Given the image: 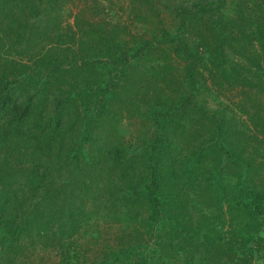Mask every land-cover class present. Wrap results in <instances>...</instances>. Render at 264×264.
Listing matches in <instances>:
<instances>
[{
  "label": "rangeland",
  "instance_id": "rangeland-1",
  "mask_svg": "<svg viewBox=\"0 0 264 264\" xmlns=\"http://www.w3.org/2000/svg\"><path fill=\"white\" fill-rule=\"evenodd\" d=\"M238 1L225 0V7L212 17L214 28L197 18L178 29L176 9L217 0H156V17L147 10L131 13V0H58L62 7L52 4L51 19L58 18L60 28L75 34L70 46L75 64L64 62L70 72L66 85L57 80L52 64L42 65V53L36 55L29 46L9 47L7 39L0 58V129L26 124L25 129H33L39 124L42 130L32 147L12 150L9 171L4 173L6 164L1 162L0 172L8 181L0 183V264H143V257L154 264H198L194 248L203 239L211 253L218 246L225 254L235 249L221 264H244L241 259L264 264V213H259L264 199L256 200L264 197V95H258L264 94V85L258 87L264 77L251 78L259 76L254 57L264 52V0H246L245 6ZM240 14L251 32L244 37L233 28ZM220 22L228 26L227 45L222 41L226 33L218 35ZM78 26L88 28L85 36L77 33ZM166 32L182 39L196 57L178 56L177 42L162 40ZM112 35H117L114 42ZM153 38L162 41L154 44ZM143 41L151 45L137 61L107 63L105 52L112 43L120 55L124 47L132 54ZM226 47L237 55L229 56ZM217 52L226 54L234 66L216 62ZM66 53L56 52L55 59L67 60ZM81 60L102 63L89 65L83 73ZM95 67L99 76L90 70ZM25 108L27 122L22 123L18 111ZM43 139L44 152L36 150ZM152 159L160 175L154 180L158 186L149 172ZM202 161L206 172L211 168L214 175L218 168L220 179L215 174L208 187L222 198V210L205 213L198 199V208L188 207L191 222L196 224L200 216L210 225L183 228L169 246L166 220L174 216L173 222H178L189 214L173 210L168 215V200L174 194L183 197V190L196 198L198 190H191L196 183L189 176L202 173ZM90 169L102 183L88 180ZM181 174L184 180L171 178ZM96 200L100 210L93 213ZM229 200L242 201L236 212L243 211L244 204L262 203L256 211L262 231H252L249 252L239 249L240 243L229 245L241 240L229 224ZM107 206L115 214L106 211Z\"/></svg>",
  "mask_w": 264,
  "mask_h": 264
},
{
  "label": "trees",
  "instance_id": "trees-1",
  "mask_svg": "<svg viewBox=\"0 0 264 264\" xmlns=\"http://www.w3.org/2000/svg\"><path fill=\"white\" fill-rule=\"evenodd\" d=\"M62 1L63 3H66L68 0H62ZM155 1L156 0H131L132 7H130V11L131 13L135 15H139V14H143L147 10L148 14H151L154 17H156L157 9H155ZM238 2H239V5L241 6H245V4H247L246 0H239ZM52 4L56 8L62 7V5H59L58 0H0V58H1L2 53H5V50H6L5 47L8 46L7 39L10 38L9 47L12 46L13 48L14 45L18 44L19 45L18 48H20V46H25V47L29 46L31 49H33L34 51L33 53H35L36 55H39L40 53H42L43 55H42V58L40 59L42 61V65L47 66L49 64H52L53 65L52 72L53 73L57 72V80L62 81L65 84V82L66 83L69 82L68 74H70V72H69V69L65 68L64 62L69 63V64L73 63V60L71 57H74L75 55L72 52L70 46H72L71 44L73 43V40H74L73 37L75 34L74 32L67 33L66 31L67 28H62V27L60 28L59 27L60 25L56 22L58 18L55 20L51 19L52 17H51L50 7L52 6ZM224 7H225V0H217V2H209V3L206 2L205 5L190 4L189 6H185V7L181 6L180 8L176 9L178 12H175V16L178 17V25H179L178 29H183L186 21L193 22L197 18L200 20H206L205 23L208 25V27L214 28V24H212L213 23L212 17L215 13H219V11ZM91 14L93 15V17H95L97 14H99V12L91 13ZM77 18L79 17L77 16ZM236 18H239V19L233 25V28L237 30L238 32H240L243 35V37L245 36L246 33H251L249 31V28H247V25L245 22V15L240 14V16L237 15ZM227 28L228 26L223 25L220 22L218 24V29H221V30L218 33V35L224 32L226 33ZM97 29L101 31L100 27H97ZM87 30L88 28H86V26H80L77 33L85 36L87 33ZM90 32H91V29H90ZM227 33L224 35L222 39L224 45L228 44ZM92 34H96V33H92ZM164 35H165V38H163ZM163 36H162V40L165 41L166 43L175 44L177 42V44H175L176 45L175 51L178 56L181 54H184L188 58L196 57V55H192L191 52H189L188 46L183 42L182 39H179L177 37H170L167 35V32L163 33ZM116 37L117 35H114V36L112 35L111 37H109V39H111L114 42V39ZM215 37H217V35ZM162 40H159L158 38H153L154 44H158V45L161 43ZM20 42L22 44H20ZM123 45L125 46V42ZM150 45H151V42L143 41L142 45L139 48H134V47L132 48V52H133L132 54H130L129 51L124 50V48H126L124 47L121 50L120 55H116L117 45L115 43H112L105 52V54H108L106 56L109 59L107 63H113V64H116L117 66L119 65L124 66L125 64H128L132 60L137 61L140 58V56H142V53L145 51V49ZM262 45L264 47V42L262 43ZM225 49L228 52L229 56L237 55L234 53L235 51L232 48L226 47ZM58 51L59 52L66 51L67 52L66 54L67 55L70 54L69 55L70 57L67 60L59 61V59H55L56 52ZM21 53L22 52H20V54ZM245 54H249V53L245 51ZM225 55L223 52H220V53L217 52L215 53L214 60L216 62L218 61L222 65H227L229 66V68H231L232 65L234 66V62L232 61V59H230L229 61V57H225ZM254 61H255L254 66L255 68L258 69L257 73L259 76L251 75V78L252 80L253 79L257 80V78L260 79V77H264V52L260 53L259 55H256L254 57ZM101 63L102 62H100V60H96L95 64H90V63L85 62L84 60H81L80 65L79 66L77 65V66L80 67V69L83 68V73H84L85 69L88 70L87 67L89 65L97 66V65H101ZM189 63H190L188 67L189 74H192L193 68H194V62L192 61ZM90 70L94 74H96V76L100 75V73H98L100 72L98 68L95 67ZM85 74L91 75V73H89L88 71H85ZM262 85H264V81H262V83L260 82L258 87ZM8 86L9 84H6L4 88L2 89V91L6 90ZM260 88H263V87H260ZM258 95L261 96L264 94L258 93ZM3 107L4 105L0 103V109ZM26 114H27L26 108L21 111H18V119L20 120V122L22 123L27 122V119H24L26 117ZM27 125L28 124L23 125L21 128L18 127V129H12L11 127H9V131H5V130L1 131L0 129V159L2 158L0 160V168H1V162L6 164L4 173L6 170L9 171L11 169L8 167L9 163L7 161V158L9 155L12 154V150L15 152L17 151L20 152V150H18L20 145H22L24 149H28L32 147L33 145H35L34 140L36 141L37 133H39L40 131L39 129H41V126L39 124L37 126L31 125L35 128L25 129ZM24 137L26 140L24 139ZM18 141H21V142H18ZM45 145H47V140L45 141V139H43L41 142L39 141V144H37L36 150L42 149V152H44L45 150L44 148H46ZM208 152L209 150L206 151L207 154ZM50 155L48 154L47 157ZM153 161L154 159H152L150 162L151 167L153 169L149 167V172H150V176L153 177L154 175L153 177V181H154V180H157L158 176L160 175L158 174L159 172H158L157 165ZM205 163L206 161L205 162L202 161L201 164L198 165V169L202 171L201 174H197L196 172H193L195 174L189 176V179L192 182L196 183V185L193 186V188H191V190L192 189L198 190L195 193L196 198H190L188 193L185 192V190H183V192H181L183 197H179V196H176V194H174L173 197H171L170 200H168L169 204H168V207L166 208V212L168 215L171 214L173 210L175 211L181 210L183 211V213L189 214L187 217L188 219H185L183 217L182 218L183 220L178 221V222L176 221L173 222L174 216H170L166 220L167 228H168L167 234H170V237H171L168 239L169 246L172 245L171 242L173 239L178 238L180 230H182L183 228L193 227L190 229L192 231L193 229L197 230V228H199L200 226L204 227V225L206 224L210 225L209 223L202 220L200 216L195 218V221H197L196 224L191 222V219H190L191 213L188 211V207L193 208V206H195L198 208V199L199 200L202 199L203 211L205 213L221 212L222 210L221 209L222 198L218 194L214 195L213 191H211L210 188L208 187V183L214 182V180L212 181L211 179H213V176H215V174H217L216 177L220 179V176L218 175L219 173L218 168L216 167V170L213 175L212 172L214 170H211V168L209 169L208 172L203 170L202 167L207 166ZM209 165L211 166L212 163L210 162ZM233 166L234 167L237 166V168H239L240 165L238 164V162L236 163L233 162ZM254 168L255 166L252 167V169ZM168 171H170L169 173L172 174V167H170ZM103 173H105V170L102 171V175L104 176ZM182 174L179 175V177L178 175L173 176V177L171 176V178H175L174 180L176 179L184 180V175ZM162 177L164 176H161L160 178ZM198 177L201 179V181H199ZM93 178L95 179V182H96L95 185H98V183L103 182L102 180L103 178L97 172H92V169H90L88 172V180L93 181ZM88 180L86 179L85 181L88 182ZM5 181H8V180H6L4 175H2L0 172V183H5ZM251 181L255 183L254 179L253 180L251 179ZM156 183L157 182L154 181V185L158 186ZM198 183L201 184L199 188H198ZM198 192L200 193L199 197H198ZM184 194L186 195V197L184 196ZM249 195L252 196L253 194H249ZM152 196L153 194H150V197H149L150 201L151 202L154 201L156 203L155 206L159 207L160 202L159 201L157 202V200L155 198H152ZM263 199H264L263 196H258L256 198L258 202H262ZM241 203L242 201L238 202L237 204H234L233 200H229V203L227 205V208H228L227 213L230 217L229 224H231L230 227L235 230V235H237L239 239H241L238 241V239L235 238L236 239L235 241L237 242L233 241L229 245L231 247L232 246L237 247V245L240 243L239 249H242L243 252L244 251L249 252L247 244H248V241L253 240V236L251 235L252 231L254 233L262 231L261 226L263 223L256 216V211H258L259 208L262 207V203L259 206L257 205V207L255 204H252V203L244 204L243 211L236 212L235 209L242 207ZM98 206H99V201L96 200V205L93 203V208H95V211H93V213L99 212L100 209H98ZM1 207L2 206L0 204V208ZM207 207H209V209ZM204 208L207 209V211H205ZM104 209L110 212L111 214H115V210L109 209L108 206L104 207ZM186 209H187V212H186ZM158 210L160 209L158 208L155 209V211H158ZM262 211L264 210L262 209ZM262 211H259V213L263 214L264 212ZM3 214H4V210H1L0 218L2 217ZM210 215L211 214H208V217H210ZM39 228L40 227H37V229ZM12 234L14 235V232H12L11 235ZM203 235L206 236L205 234ZM211 237H212V240L215 239L213 235H211ZM216 239L218 240V238ZM218 248H219L218 251H213V253H211L212 250H211L210 245L208 246L207 240L203 239L202 244H198L196 249L194 248L195 253L200 256V259L198 260V264H221L224 259V256L232 258V256L234 255L232 251H234L235 249L233 247H232V250L228 248V253L226 252V254H225V251L220 246H218ZM143 258H144V260L142 261L143 264H154L153 260L150 261L149 258H146V257H143ZM240 262L241 263L243 262L244 264H248L247 263L248 259H243V260L241 259ZM189 264H195V263L190 261ZM223 264H227V263H223Z\"/></svg>",
  "mask_w": 264,
  "mask_h": 264
}]
</instances>
